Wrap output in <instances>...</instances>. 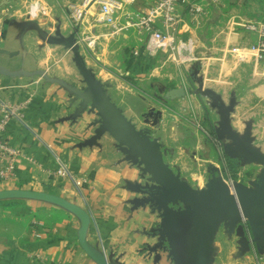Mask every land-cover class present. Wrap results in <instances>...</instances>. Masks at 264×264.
I'll list each match as a JSON object with an SVG mask.
<instances>
[{
	"label": "crops",
	"instance_id": "1",
	"mask_svg": "<svg viewBox=\"0 0 264 264\" xmlns=\"http://www.w3.org/2000/svg\"><path fill=\"white\" fill-rule=\"evenodd\" d=\"M18 1L0 0V95L14 102L28 101V107L25 111L26 122L12 120L3 134L9 144L23 155L16 162L15 179L10 184L0 182V190L35 189L55 193L69 200L78 199L82 203L73 186L54 174L58 166L57 158H60L70 169L90 181L83 193L85 203L93 213L87 240L95 249L102 250L114 264H174L172 259L166 257L155 261L147 250L148 243L153 246L157 238L149 239L141 231L143 228L145 231L150 229L158 218L146 221L148 225L145 226L146 216L143 218V214L139 213L140 216L131 218V205L128 203L133 191H138V186L146 183L156 185L150 181L152 173L145 172L148 171L147 165L156 167L154 162L158 160L157 157L147 158L148 164L144 163L145 158L140 154L135 160L133 151L116 141L110 130L99 142L102 147L86 144L85 138L90 134L83 131L84 125L80 123L77 126L71 122L76 121L78 113L82 112V97L60 83L31 73L45 71L52 79L75 83L78 90L88 92L89 85L82 70L84 65L95 81L101 84L113 111L118 113L120 128L126 140L137 143L128 125H132L136 131L143 130L142 116L148 111L156 112L163 108V104H157L154 98L158 96L157 92L146 91L137 81L147 80L145 75L150 72L153 77L150 80L155 82L153 84L156 87L166 75L164 68L168 63L166 56L169 55L176 66L185 67L195 75V84L197 75H213L205 77L206 83L225 107H233L232 128L241 136L249 131L253 146L264 154V127L247 119L242 124L237 120L236 111L240 110L236 109L238 103H235L237 100L234 95L239 93H236L237 88L231 87V77L228 78L229 75H239L238 82L245 75L253 87L251 93L258 96L260 91H264V85L261 90L257 88L259 80L264 79L258 72H233L231 56L235 52L228 50L229 47H248L256 41V36L243 28L233 30L219 21L211 22L218 10L214 9L221 3L212 4L207 14L199 20L191 17L185 7H181L183 21L177 32L178 50L170 54L162 48L149 50L150 37L138 28L114 34L105 24L95 22L94 15L99 11L100 0L87 6L83 5L84 0H38L42 1V5L32 4L29 13L34 17L37 15L39 23L19 13L21 9L17 8ZM116 1L124 5L120 16L125 22L124 11L144 12L153 0ZM72 4L83 6L87 25L91 33L98 36V50L95 53L77 51L74 49L75 43L66 42L59 36L51 38L56 31L64 35L72 32L69 19ZM37 10L42 15H38ZM237 16L240 15L233 14V18ZM35 23L44 32L47 30V37L40 33ZM250 61L253 62L252 59ZM207 63V69L198 73L195 71L194 65ZM109 64L123 65L127 75L135 74V80L132 82L124 77L121 68H111ZM212 69L220 71L212 73ZM170 75L181 74L172 72ZM182 75L190 74L182 72ZM189 96L195 103L194 92ZM71 97H75L73 108L69 104ZM183 101L187 100L180 101L181 106L186 108L187 104ZM214 110L218 111L219 108ZM95 112L97 117L99 110L96 108ZM64 118L69 122H62ZM171 129V135L156 131L151 141L159 142L163 160L175 174L182 170V175L190 182L202 186L204 174L208 170L204 164L214 158L213 141L198 126L187 125L183 120L179 121L178 117ZM226 142L230 140L226 139ZM241 161L242 169L247 166L258 168L252 181L264 168L259 162ZM27 206L31 208L27 207L28 214L35 207L40 211L41 218H34L29 223L28 219L22 222L19 218L0 217V264H97L80 244L77 219L67 217L56 221L53 215L59 209L47 203L30 201ZM44 218L49 220L48 223ZM202 223L201 219L186 217L171 226L182 264H195L196 243ZM245 223L246 220L243 221L244 226ZM36 226L45 231L40 238L33 235ZM242 240L236 231H230L220 224L212 238L209 263L255 264L256 258L264 263V250L255 247L244 250Z\"/></svg>",
	"mask_w": 264,
	"mask_h": 264
},
{
	"label": "water",
	"instance_id": "2",
	"mask_svg": "<svg viewBox=\"0 0 264 264\" xmlns=\"http://www.w3.org/2000/svg\"><path fill=\"white\" fill-rule=\"evenodd\" d=\"M35 24L37 25V23ZM38 30L44 37L48 36L39 26ZM74 49L79 51L78 45H75ZM82 70L89 85L88 92L78 90V88L62 80L52 79L45 71H36L31 74L42 75L47 80L60 83L73 93L78 94L83 99L81 111L85 110L88 104H92V110L97 108L104 116V119H100L101 121H96L102 124L98 133L110 130L122 145L129 147L131 152L133 151L135 160H138L137 156L140 154L145 158L144 163L148 164L147 158L157 157L158 160L154 162L156 167L147 165L148 171L145 172L152 173L153 177L150 178V181L156 185L150 186L146 183L144 186H138V192L143 193L145 197L135 203L144 209L149 205V208L152 209L151 213H156V211L159 213L160 222L154 223V226L145 232L149 239L157 238V242L153 246L150 243L147 245V250L154 256L155 261H161L166 257L172 259L174 264H182L178 252V243L172 237L171 226L174 222L177 223L186 217L203 221L196 243L195 264H210L212 238L220 224H224L230 231H236L242 237L244 250H251V247L260 251L264 250V168L250 186H243L238 182L230 186L220 173L219 176L214 175L210 179L208 189H194L181 180L164 162L159 143L155 140L151 141V136L144 129L136 131L132 125H128L133 137H136L137 143L126 140L120 128L118 113L113 111L101 84L95 81L90 70L84 65ZM198 93L210 97L212 105L218 107L222 114L216 129L221 140H230L229 143H225L226 155L238 159L240 164L242 159L264 165V154L253 146L249 131L241 136L232 128L230 117L233 107H225L220 101V97L211 89L201 90L200 88ZM169 94L181 98L186 95V92L183 88H178L170 91ZM13 197L41 199L73 211L82 218L79 241L83 249L97 264H114L104 252L95 249L88 242L87 232L92 220L89 212L81 205L62 196L44 191L26 189L0 191V199ZM245 218L251 231V238L245 232L243 224Z\"/></svg>",
	"mask_w": 264,
	"mask_h": 264
},
{
	"label": "rangeland",
	"instance_id": "3",
	"mask_svg": "<svg viewBox=\"0 0 264 264\" xmlns=\"http://www.w3.org/2000/svg\"><path fill=\"white\" fill-rule=\"evenodd\" d=\"M18 3L19 4L17 5V8L21 9V11H19L20 14L23 13L24 17L34 18L35 19L34 21L36 22L38 21L36 18L38 17L37 15L34 17V15L29 13L31 10L30 6L32 4H35V6L37 5L41 6L42 1L37 0L35 2L34 1L32 2L30 0H19ZM220 3L221 5L219 4L220 6L214 9V10L216 9L218 10H216V12L213 14L211 22L219 21L221 24H223V26L227 24L228 28H230L231 21L234 19L233 14H237L241 16V17L237 16L235 18V20H237L238 22H242L244 20H249V19H260V20L264 19V0H221ZM37 12H39L38 15H42V12H40L39 10H37ZM69 19L72 24V32H68L66 33V35H64L61 31H56L55 36L52 35L51 38L59 36L61 37V39L65 40L66 42L68 41L70 43L71 42L75 43L76 45H78L80 51H84L86 54L95 53L98 50V45L95 48H89L87 45L86 37L88 34H91L92 30H90L89 26L87 25L88 23L85 20V17L83 16V18L80 21H78L72 15H70ZM94 19H95V22L100 23L98 21V13L94 15ZM237 28H242V27L237 26ZM242 47L241 48L239 47L240 51H237L236 49L238 48L236 47L228 48L230 52H233V51L235 52V53L233 52L234 55L231 56L232 63H234L233 72L239 71L241 73H246V74H249L250 72H258L259 75H261V78L262 76L264 77V67L260 65L259 63H257L252 58L244 59L243 58L244 56L248 57L247 54H245L243 51L247 47H243V48ZM251 59L253 60V62L250 61ZM166 61L168 62L164 68V72H166V75L165 74L163 75V78H162L163 80L159 82L156 85V87H154V84H153L155 82H153V80H150L153 78L150 76V72H147L145 75L146 76L145 78H148L147 80L139 79L137 81L138 83L141 84L142 87H144V89H146V91L157 92L156 94L158 96L154 98H156L158 102L157 104L159 103L163 104L162 109H159L156 112L148 111L144 114V116H142L141 121L144 123V127H143L144 131H146L151 137L155 136L156 131L158 132L165 131L164 134L171 135L172 134L171 126H172V123L175 122L176 117L179 118V121L183 120L184 123H186L187 125L198 126V128H200V130L204 132L205 135H207L211 141H213L214 158L209 163L205 162L204 164L208 166V170L204 174L205 177H204V183L202 184V186L201 185L198 186L196 185V183L194 184L190 182V180H188L184 175H182L183 174L182 170H179V172L176 173L180 177V179L188 183L190 186L194 187V189L197 188V190H206L208 189V183L210 179L214 175L219 176L221 173L225 181L230 186H233L235 182H238L239 184L243 186H250L252 183L251 178L257 174L258 168L256 167L251 168V166L250 167L247 166L246 168H243V169L239 168V172L237 173L230 171L227 165V159L225 158L226 141L224 139L223 140L220 139L217 133V129H216V122L217 124L219 123V119L222 118V114L220 113L219 110L218 111L214 110L217 107L216 106L214 107L212 105V101L210 97H207L206 95L198 93V90L200 88L201 90L211 89V87L208 86V83H206L205 77H209V76L212 77L213 75H203L202 77H199V75H197V79H196L197 83L195 84L194 83L195 75H193V73L190 70L186 69L185 67L176 66V62H174L173 58L169 57V55L166 56ZM109 65L111 68H117V67L121 68V71H123V73L125 74L124 77L130 79L132 82L135 80L134 79V77H136L134 76L135 74L132 73L131 75H127L126 69L125 67H123V65H120V66H118V64H109ZM206 67L208 68V63L201 64L200 66L194 65V69L197 73L202 72L204 69H207ZM210 68L212 67L210 66ZM210 71L213 73V72H219L220 70L217 71V70L212 69ZM172 72H174L175 74L176 72H179L181 75H173L174 76L173 77L170 75V73ZM182 72L186 74H190V75H182ZM153 75H161V74L154 73ZM229 77H231L232 79L229 81L231 83V87L237 88L236 91L238 90V92L236 93H239L238 95H234V99L237 100L235 103H238V106H239V107L237 106L236 109L238 108L240 110L239 112L238 110L236 111L237 113L236 115L238 116L237 120L240 121V124H242L243 120L247 119L248 121L250 120V122L251 121L254 122L256 125L258 124L264 127V95L262 94L264 91L263 90L262 92L260 91V94H258V96L256 95V93H251V89H253V87H251L250 82L247 79H245L246 77L245 75H243V79L238 82H237L238 80L237 78L239 77V75H229L228 78ZM258 84L259 85L257 86V88L261 90L263 88L261 86L264 85V79L259 80ZM70 85L77 87L75 83H70ZM178 88H183L187 96L185 95L184 97L177 98V97H173L172 94H169L170 91L174 89H178ZM192 92H194V102L195 103H193V100H191L189 96V94ZM185 99L187 101H183V102L187 104L185 105L186 108H184L180 104V101L185 100ZM20 102L27 103V107H28V101H20ZM69 102H70L69 103L70 107L73 108L75 105V97H71ZM88 105H89L88 108H86L85 110L83 109L82 112L78 111L79 112L78 119H76V121L72 120L71 122H73L72 123L73 125H77V126H80V123L84 125L83 131L90 134L88 135V137L85 138L86 144L92 147L99 145L98 147H100L101 145L99 144V142L104 139V137L106 136L107 130H104L102 131V133L99 134L98 129H101L102 124L101 122H96V121L98 120L101 121L100 119H104L103 118L104 116L102 115V113L99 112L98 116L96 117V114H97L95 112L96 108L95 110H92L90 104ZM62 122H69V121L64 118L62 119ZM212 124H214L215 126H212ZM57 165H58V158H57ZM225 169H226V172H228V176L225 174V171H224ZM70 171L76 177L77 181L69 177H58V176L56 177L67 181V183L73 186L74 190L78 194L79 199L84 204L85 197H84L83 190L86 188V186L90 184V181L88 180L87 177L76 173L72 169H70ZM173 172L175 173V171ZM10 183L11 182L6 183V184H10ZM8 189H22V188H6L4 190H8ZM26 190H30V189H26ZM32 190L41 191V190H35V189H32ZM51 194H55V193H51ZM144 197L145 196L143 193H140L138 191L137 192L133 191V196L130 198L128 202L131 205V209H130L131 218L132 216H135V215L140 216L139 213H142L143 218L146 216L145 223L143 225L147 226L148 225L147 222L150 221L153 217H157L158 218L157 222H160V218L158 217L159 213L157 211L156 213H151L152 209L149 208V205L147 206L146 209L142 208V206L135 205L137 201H141ZM77 200L78 199L69 200V201L77 203L81 205L82 207H84L89 212L91 216V220H92L93 213L91 209L88 207L86 203L83 205L82 203H79ZM30 201L47 203L48 205L53 206L56 209H59L60 212L57 211L55 215H53V218L56 221H58L59 219L67 218V217H74L79 222V225H80L79 231H80L82 227V218L79 215H77L73 211L59 204L47 202V201L36 199V198L13 197V198L0 199V207H2L0 208V217L6 216V217H14V219L19 218L23 220V221L21 220L22 222H25L26 219H28L29 223L34 218H41L40 211H37L38 209H36L34 206H33L34 211L31 210V212L28 214L27 207L28 208L30 207L27 205H28V202ZM135 207L138 209H136ZM149 217L151 218L149 219ZM44 220L47 223L49 221L48 219H45V218ZM245 224H246L245 232L247 236L251 238L250 237L251 231L247 225V222ZM44 226L48 228L47 225H44ZM153 226L154 225H151L150 227L152 228ZM143 229L141 231L142 233L147 231V230L145 231V229L143 231ZM44 232L45 231L43 230V228L39 229L36 226L33 230V235L36 238H40L42 237V234ZM101 252L103 251L101 250Z\"/></svg>",
	"mask_w": 264,
	"mask_h": 264
},
{
	"label": "built area",
	"instance_id": "4",
	"mask_svg": "<svg viewBox=\"0 0 264 264\" xmlns=\"http://www.w3.org/2000/svg\"><path fill=\"white\" fill-rule=\"evenodd\" d=\"M97 1L99 0H84L83 5H91ZM100 1L98 21L109 27L112 33L118 34L130 28H138L140 32L149 35V50L162 48L170 54H174L178 50L177 32L183 21L181 7H185L191 17L199 20L207 14L212 4H220V0H153L151 6L144 12L124 11L123 18L126 19L124 22L120 16L124 9L123 3L116 0ZM70 9L71 15L75 19L80 21L83 18V6L72 4ZM237 26L256 36V41L244 49V53L248 57L244 55L242 57L244 59L252 58L264 67V21L244 20L238 22L234 18L231 21L230 29L235 30ZM86 40L89 48H95L99 41L98 36L92 33L87 35ZM26 109L27 103L13 102L0 95V182L2 183H9L15 179L16 162L23 155L19 149L9 144L3 134L12 120L26 122ZM54 174L77 181L67 163L60 158H58V166ZM255 264L264 263L256 258Z\"/></svg>",
	"mask_w": 264,
	"mask_h": 264
},
{
	"label": "trees",
	"instance_id": "5",
	"mask_svg": "<svg viewBox=\"0 0 264 264\" xmlns=\"http://www.w3.org/2000/svg\"><path fill=\"white\" fill-rule=\"evenodd\" d=\"M225 158L227 159V165H228V168L230 169V171H232L234 173L239 172V168H240L239 160L236 158H232L228 155H225ZM224 171H225V174L228 176V172H226V169ZM155 223H157V222H155ZM164 256H165V254H164ZM164 259H165V257H164Z\"/></svg>",
	"mask_w": 264,
	"mask_h": 264
}]
</instances>
